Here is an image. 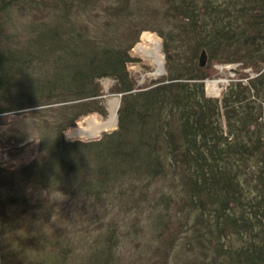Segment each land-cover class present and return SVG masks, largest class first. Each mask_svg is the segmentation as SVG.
<instances>
[{"label":"trees","instance_id":"trees-1","mask_svg":"<svg viewBox=\"0 0 264 264\" xmlns=\"http://www.w3.org/2000/svg\"><path fill=\"white\" fill-rule=\"evenodd\" d=\"M165 1L172 30L159 35L168 75L152 86L137 87L127 71L133 62L128 50L137 38L124 47L103 42L81 22V15L96 11L98 0H0V115L26 110L38 114L34 120L41 128L36 158L17 171L0 165V210L4 218L6 210L14 211L11 228L17 227L11 235L18 256L36 254L40 264H120L117 249L128 239L120 235L118 219H112L88 258L83 251L87 245L77 243L82 238L72 239L64 227L52 229L49 218L36 236L17 238L31 209H46L45 199L31 203V191L58 192L70 201L94 200L118 218L119 211L149 217L158 212L152 233L156 240L181 227L173 226L171 209L188 205L204 215L211 199L217 222L224 218L237 231L252 227V219L230 212L245 207L239 174L254 158L251 177L262 193L248 211L258 218V205H264V139L250 127L260 112L256 94L264 86V74H258L264 67V0H229L234 9L222 10L213 0ZM111 2L112 11L118 10ZM220 13L233 15L235 27H227ZM97 16L91 17L93 22ZM15 18L25 24L17 26ZM177 40L191 53L176 67L174 61L181 57L174 50ZM227 48H234L230 56ZM201 52L210 60L241 62L238 79L219 100L205 97L202 81L211 63L199 66ZM245 68L257 76L248 79ZM105 78L114 81L113 91L121 97L117 129L92 141L65 140L64 133L80 118L98 112L99 80ZM49 113L54 121L44 117ZM171 176L180 181L184 198L161 194L151 199L150 188ZM138 228L132 223L127 236ZM234 257L236 264H264V246L251 243Z\"/></svg>","mask_w":264,"mask_h":264},{"label":"rangeland","instance_id":"rangeland-1","mask_svg":"<svg viewBox=\"0 0 264 264\" xmlns=\"http://www.w3.org/2000/svg\"><path fill=\"white\" fill-rule=\"evenodd\" d=\"M110 2L109 0H98L96 11L94 9L93 12L89 11L86 14H80L82 24H85L90 32L99 36L103 42L109 39L112 40V43L116 44L119 42L124 47L137 38V41L135 40L136 42L128 50L133 62L127 67L129 77L136 83L137 87L152 86L153 83L165 79L168 75L166 54L164 53L165 43L159 34L163 32L168 34L172 30L171 26H169L171 24L170 21L168 22L165 18L166 1L113 0L111 3L118 6L116 11H112L111 5H108ZM212 4L217 5L219 10L227 6L230 9H234L229 0H213ZM93 15H98L95 18V22L91 18ZM220 16L223 17L227 27H235L236 22L233 15L225 17L224 14L220 13ZM15 23L16 25L25 24L24 20L19 18H15ZM95 27L99 30L97 34L94 31ZM147 36L150 39H156L160 43V53L163 61V72L161 75H155L157 66L153 65L150 59L143 58L136 51V47L142 44ZM0 44L3 45L2 39ZM180 45L182 43L178 40L177 43H174V50H177V53L181 56L179 60L174 61L176 67L178 64L181 65L180 61H185V59L187 61V56L191 53L190 50L188 51ZM230 50L233 51L234 48H227L225 52L229 56L232 52ZM254 58L257 59L256 57ZM208 63H211V67L208 69L206 79L202 81L205 97L219 100L226 91V87L232 81L238 79L239 73H237V70H240L241 62H218V60H210L207 56L206 64ZM181 71H183L182 66ZM243 73L248 75V79H253L257 76L251 68H245ZM260 73L264 74V67L258 74ZM240 81L247 85L246 80ZM212 83L217 85V94L211 93L209 85ZM114 86L115 83L111 79L99 80L100 97L96 100V106L99 108L98 112L80 118L74 129L64 133L65 140L92 141L98 139L103 133H111L117 129L121 97L119 93L113 91ZM256 97L258 102L254 103L260 109V112L255 123L251 125L250 131L254 130L257 136H262L263 138L261 139H264V86L259 88ZM113 100H116V125L113 129L102 132L99 136L92 138L81 139L73 136L76 130L85 127V122L90 118H96L99 122L108 120L110 104L114 107ZM37 115L26 110L0 115V165L2 169L8 168V171H17L19 167L29 164L39 155L37 149L41 140V128L39 129V124L34 120ZM53 115L49 113V115L44 117L51 119ZM51 120L54 121V119ZM220 123L223 132H225V119L222 118ZM258 127L260 129L255 130ZM256 163L254 158L251 159L248 169L244 168V173L239 174V181L243 188V202H246L244 209L236 206L230 212L234 217H240L243 213V217L252 219V227L250 229L243 228L241 230L239 227L236 231L231 228V224L224 218L221 224L217 222L216 216L213 214V212L216 213V203L213 202L214 200L209 199L206 200L208 207L204 211V215L197 208H191L188 205L181 206L177 210L171 209L170 219L173 226L179 224L181 227H177L175 231L168 230L164 236L156 240L152 233L154 220L158 212L149 217L145 212L136 216H128V213L125 215L119 211L118 215L120 218H118L114 215V211L108 212L109 209H105V206L103 207L94 200L70 201L66 200V197L62 198L58 192L48 194L46 192L31 191L29 193L31 203L36 205L45 199L46 205L43 207L46 209L32 208L27 214L29 217L28 223L25 225L27 227L17 233V238L24 240L36 236L44 219L49 218L48 226H53L52 229L55 228L57 230L64 227L65 231H67L65 234L70 235L72 239L82 238L80 242H76L87 245V249L85 248L83 251L90 255L91 249L95 248L94 242L101 235L100 233L104 232L105 227L112 219H118V224H116L121 229L120 235L128 237L124 245L119 250L117 249V254L122 261L120 264H233V262L236 264L237 259L234 255L240 249L250 248L251 243L264 246V205H258L260 213H258L257 219H254V215H249L250 211H248L251 208L248 205H252V202L256 203L254 199H260V192L262 193L257 180L255 181L251 177V174L256 171ZM161 194H171L178 200L185 196L184 188H181L180 181L174 176L154 184L148 192V196L151 199L158 198ZM202 198L205 199L204 197ZM146 202L148 203L149 201ZM210 208L212 209L210 210L211 212L208 210ZM107 212L108 215H106ZM172 216L173 219L171 218ZM13 219V209L6 210L5 218L0 210V264H29V262L32 264L30 260L33 258L34 264H40V256L37 257L36 254H31L35 255L32 257L17 255L15 238L11 235V229L15 231L17 227L16 225L11 228ZM132 223L139 227V230L127 236L131 231L130 225ZM7 235H9L8 240ZM256 235L257 238L255 237ZM101 236L103 237L104 233ZM47 254L48 252L46 251L44 256H49ZM76 257L77 255L74 256V259ZM89 262L92 263V261Z\"/></svg>","mask_w":264,"mask_h":264},{"label":"bare ground","instance_id":"bare-ground-1","mask_svg":"<svg viewBox=\"0 0 264 264\" xmlns=\"http://www.w3.org/2000/svg\"><path fill=\"white\" fill-rule=\"evenodd\" d=\"M153 43V44H152ZM136 51L143 58L150 59L152 64L157 66L155 75H161L163 72V61L162 54L160 53V43L156 39H150L148 36L143 40L142 44L136 47ZM212 94H217L218 89L216 83L209 85ZM116 100H113L114 107L110 104V116L108 120L99 122L96 118H90L85 122V127H81L73 133V136L78 138H92L99 136L104 131L113 129L116 125V111L115 105Z\"/></svg>","mask_w":264,"mask_h":264},{"label":"water","instance_id":"water-1","mask_svg":"<svg viewBox=\"0 0 264 264\" xmlns=\"http://www.w3.org/2000/svg\"><path fill=\"white\" fill-rule=\"evenodd\" d=\"M198 62H199V66L201 68H203L206 65L207 56H206L205 52H201L199 59H198ZM104 132H106V131H104Z\"/></svg>","mask_w":264,"mask_h":264}]
</instances>
